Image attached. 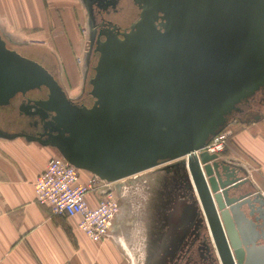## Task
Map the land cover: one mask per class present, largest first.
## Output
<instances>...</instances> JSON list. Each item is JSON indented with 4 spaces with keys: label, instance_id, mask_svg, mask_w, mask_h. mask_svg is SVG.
I'll use <instances>...</instances> for the list:
<instances>
[{
    "label": "water",
    "instance_id": "obj_1",
    "mask_svg": "<svg viewBox=\"0 0 264 264\" xmlns=\"http://www.w3.org/2000/svg\"><path fill=\"white\" fill-rule=\"evenodd\" d=\"M134 3L139 16L129 30L107 25L97 36L90 106L0 34V107L45 90V99H28L51 116L40 137L107 182L183 159L220 263L264 264V200L246 188L244 172L227 174L221 155L195 154L264 89V0Z\"/></svg>",
    "mask_w": 264,
    "mask_h": 264
},
{
    "label": "crops",
    "instance_id": "obj_2",
    "mask_svg": "<svg viewBox=\"0 0 264 264\" xmlns=\"http://www.w3.org/2000/svg\"><path fill=\"white\" fill-rule=\"evenodd\" d=\"M86 9L84 0H0V34L5 41L13 49H29L30 45L40 47L35 49L37 53L29 51L34 54L30 57L47 67L76 103L88 101L90 90L88 81L92 70L87 48L88 33L82 28V25H87ZM42 49L53 56L44 54ZM234 124L238 123L230 124L231 136L221 161L229 166V175L236 171L235 176L240 177L244 172L250 179L246 188L264 200V122ZM28 125L27 129L20 128L19 131L0 126V264H128L117 242L134 228L137 218L133 213L127 214L126 221L122 219L121 207L112 224L111 238L95 243L79 229V216H56L49 207L36 202L34 184L37 178L51 159L62 154L48 138L40 137L44 126L38 129L36 123ZM92 176L96 175L83 172L82 182H87ZM142 182L148 183L143 179ZM120 183L108 182V187L114 188L121 203L120 190L126 185L125 182ZM99 199L98 192L87 196L91 207H96ZM195 205L198 210L196 200ZM174 207L165 209L167 218L160 221L166 240L168 234L176 236L177 224L188 205H181L179 220L173 218L178 206ZM156 229L152 234L153 240L159 236ZM189 231L188 228L184 231L185 238ZM200 231L206 232V229L200 228ZM185 238L181 235V239L169 243L177 246ZM171 248L172 245L163 258L164 264L168 259L169 262L173 260L170 258L173 255L170 254ZM217 260L221 264L218 257Z\"/></svg>",
    "mask_w": 264,
    "mask_h": 264
},
{
    "label": "rangeland",
    "instance_id": "obj_3",
    "mask_svg": "<svg viewBox=\"0 0 264 264\" xmlns=\"http://www.w3.org/2000/svg\"><path fill=\"white\" fill-rule=\"evenodd\" d=\"M84 4L87 7V25H82V28L88 33L87 48L89 49L93 36L92 29L96 24L91 16L90 2L84 0ZM107 4L109 5L110 3ZM103 9L105 10L101 17L119 28H128L139 16V10L134 0H119L117 4L114 3V6H108ZM16 49L26 55L33 56L34 54L29 53V51L37 53L35 49L41 48L30 45L29 49L24 47ZM42 50L44 54L48 56L51 54L49 51ZM51 55L53 56V54ZM96 60L93 61L94 66L96 65ZM93 75L94 72H91V77H93ZM90 88L89 86V89ZM37 94L38 93H30L28 97L34 100L40 97L42 98L41 94L39 96ZM45 94L46 92H44V95ZM89 104L91 105L92 101H90ZM42 118L48 119L49 122L51 116H47V113H44L34 105L21 103L19 98H16L9 107H0V126L5 129H18L17 131H19L20 128L27 129L30 122L36 123L38 129H40L43 127ZM237 125L238 124H234V126ZM229 128L230 126L226 129ZM183 163V159L165 162L152 169L138 173L140 175H138V179H135V181V174L119 181L121 183L125 182L126 185V187L120 190L121 192L119 191L123 211L122 219L127 221V214L132 213L137 218L134 228L124 233L122 238H120L121 235H119L121 240L119 243L117 242L119 249L124 252L128 264H164L162 261H159V256L157 254L160 252L162 241L159 237H157V240H153L152 234H154L156 228V232L159 233V227L162 223H160V221L166 220L167 212L165 209L171 208L173 206L172 204L175 205V203H177L178 205V203H183V198H176L177 194L183 195L184 197L189 196V199L193 198V192L192 196H190V183L187 177L182 175L181 170ZM83 172L85 173L86 171ZM142 179L148 181V183L142 182ZM112 189L114 188L112 187ZM163 231L164 228H162L161 232ZM113 242L116 243V241Z\"/></svg>",
    "mask_w": 264,
    "mask_h": 264
},
{
    "label": "built area",
    "instance_id": "obj_4",
    "mask_svg": "<svg viewBox=\"0 0 264 264\" xmlns=\"http://www.w3.org/2000/svg\"><path fill=\"white\" fill-rule=\"evenodd\" d=\"M230 136L228 129L223 130L195 154L206 151L222 155ZM83 171L64 156L51 159L34 184L35 200L39 205L49 207L56 216H79L81 232L91 241L103 243L112 236V224L121 211L120 198L114 189L108 187V182L97 176L83 183ZM204 178L207 182L205 175ZM94 192L99 193L100 199L96 207H91L87 196Z\"/></svg>",
    "mask_w": 264,
    "mask_h": 264
},
{
    "label": "flooded vegetation",
    "instance_id": "obj_5",
    "mask_svg": "<svg viewBox=\"0 0 264 264\" xmlns=\"http://www.w3.org/2000/svg\"><path fill=\"white\" fill-rule=\"evenodd\" d=\"M88 1L91 4V8H90L91 16L95 21L94 23L96 24V25L94 24L95 26L92 29L93 36H92L91 46L89 48V54L91 57V70H92L91 72H94L93 61H95L96 59L98 60V57H99V54L95 52L97 36L99 32L101 31V29L102 28L104 29V27H106L107 25L116 26L115 24L110 23L109 21L101 17L102 13L105 10L103 8H107L108 6H114V3L117 4L119 0H88ZM107 3H110V4L108 5ZM131 25H129L128 28H119L118 26L116 27H118L120 31H125V30L127 31L129 30ZM97 60H96V63H97ZM44 92L46 91L44 90L42 92H31V93H38L37 94L38 96L41 94L42 98L40 97L36 99V100H39V99L46 98L47 93L44 95ZM28 94L26 97L18 96L17 98H19V101L21 103L33 105L32 103L28 102V99H30L28 97ZM88 97H89L88 101H85L79 104H86L87 106H90L89 103L90 101L93 102V99L90 96ZM31 100H34V99H31ZM234 121L238 124L250 123L254 121L264 122V89L260 90L253 97H251L247 102L240 105L239 110L235 111L229 117L228 124H231ZM43 122L48 123V119L47 120L45 119V121ZM29 124H34V122H30ZM183 176H185V174ZM192 192L193 191L191 190L190 196H192ZM178 197H181V199L183 198L182 201L184 205L185 204L186 206L188 205V208L185 210L184 214L182 213L183 218H181L182 220H180L179 223L177 224L178 228H177V233L175 234L176 236L168 234V236H166L168 237V239L166 240L165 238H163V234L161 232L163 227H159L160 230H159V233L157 234L159 235L158 237L162 241L160 252L157 253L159 256L158 258L159 261H162V263L164 262L163 258H165L168 255V253L170 252V251L168 252V250H170V245H172V248H171L172 252L170 254H173V255H170V258L173 257V260L171 259V262H169V259H168V261H166L168 262L167 264H218L214 246L212 245L211 240L208 238V234L206 232L200 231V228L201 230H203L204 228L201 222V217L199 215V212L196 209V205H195L196 199L194 200L195 198L194 193H193V198L191 199H189V196L184 197L183 195L181 196L180 194L176 195V198ZM172 205H173V209H174V206H178L177 203H175V205L174 204ZM191 224H194V226ZM192 227H194V229L191 230L190 228ZM187 228L190 231L188 232V234L186 235L187 237L185 238L184 231ZM181 235L184 236L185 240L183 241L181 240L182 242L180 244L175 246L174 244L169 243V242L174 241L175 239L177 240L178 238L181 239ZM165 247H168V248L165 249Z\"/></svg>",
    "mask_w": 264,
    "mask_h": 264
},
{
    "label": "bare ground",
    "instance_id": "obj_6",
    "mask_svg": "<svg viewBox=\"0 0 264 264\" xmlns=\"http://www.w3.org/2000/svg\"><path fill=\"white\" fill-rule=\"evenodd\" d=\"M20 53H21V52H20ZM23 55H26V54H23ZM26 56H27V55H26ZM29 57H30V56H29ZM33 59H35V58H33ZM72 100H73V99H72ZM36 137H37V136H36ZM36 137H35V138H36Z\"/></svg>",
    "mask_w": 264,
    "mask_h": 264
}]
</instances>
